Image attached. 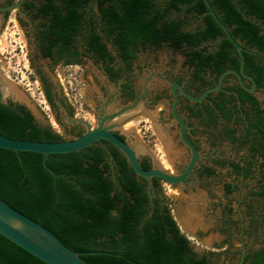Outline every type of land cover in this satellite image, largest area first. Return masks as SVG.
Masks as SVG:
<instances>
[{"label": "trees", "instance_id": "1", "mask_svg": "<svg viewBox=\"0 0 264 264\" xmlns=\"http://www.w3.org/2000/svg\"><path fill=\"white\" fill-rule=\"evenodd\" d=\"M54 1L47 0L42 7L66 8L69 14L63 19L55 13L50 31L42 32L44 40L40 46L44 54L56 43L69 41L62 25L74 23L70 19L78 18L76 9H91L94 3L101 30L107 36L114 35L113 42L123 57H130L127 45L132 42L143 46L166 44L173 50H184L194 78L209 73L215 83L224 70L239 69L236 47L202 0ZM208 2L232 39L242 47L245 74L254 79L257 89L264 91V0ZM181 13L196 19L198 26L193 31L185 29L181 18L169 16ZM215 40L218 41L213 50L204 46ZM97 51L104 55L103 45ZM230 77L233 75H226L225 82ZM225 89L234 91L237 98L219 92L212 101L214 109L229 120L226 103H250L257 116L247 119L246 135L264 137L263 111L258 110L255 97L237 85ZM206 109L211 123L215 122L213 110ZM234 132L235 129H228L226 133L233 136ZM0 133L21 140H64L50 127L36 125L24 108L10 103H0ZM42 159L38 153L0 148V198L52 232L72 251L83 253L81 258L87 264H216L219 254L193 249L170 208L161 203L155 191L158 184L153 183V196L149 198L146 179L137 176L116 149L107 152L93 143L78 152L50 154L45 164L55 177L44 168ZM141 166L149 169L144 163ZM259 195H264V190ZM263 261L264 249L248 264H264ZM0 264L44 263L0 235Z\"/></svg>", "mask_w": 264, "mask_h": 264}, {"label": "flooded vegetation", "instance_id": "2", "mask_svg": "<svg viewBox=\"0 0 264 264\" xmlns=\"http://www.w3.org/2000/svg\"><path fill=\"white\" fill-rule=\"evenodd\" d=\"M155 2L160 3L162 0H155ZM15 4H17L15 9L9 8ZM43 4H47V0H0V32L2 35L11 22L14 26L17 25L22 30L23 36L33 43V57L36 61L41 60L46 63L47 72L45 74L39 73L37 69H35V73L39 83L37 89L42 98L40 102L44 104L41 110L44 111L46 118L52 117L48 121L51 125L36 120L31 110L24 104L12 102L9 98L4 103L24 108L32 116L36 125L41 128L50 127L53 132L58 134L54 130L57 128L62 134L69 135V138L80 136L85 132L86 127L83 123L90 126H97L101 122L113 125L117 119H120L117 123L118 126L113 127L110 132L128 144L127 139L130 138L137 146H141L143 142L142 122L147 119L150 122L153 121L155 125L166 132L172 149H180L181 152L176 153L172 159L171 166L175 173L181 174L187 167L191 155L189 148L180 139L179 124L173 120L171 112L173 95L170 84L175 83L181 86L187 94L197 97L204 89L214 86L217 80L214 83L209 73L205 74L206 78H194L193 68L188 63L192 70L185 78L171 76L162 70L151 71L143 59V54L147 48H158L162 45L172 51H177L166 44L143 46L140 42H132L127 45L130 57H123L113 42L114 35L107 36L101 30V25L98 22L99 12L94 3L91 9H76L78 18L76 20L70 19L74 23L62 25V30H66L69 34V41L65 44L56 43L51 46L48 53L44 54L40 46V42L44 40L42 32L50 31L51 21L55 13H59L64 19L67 18L69 10L61 7L58 9L44 8L42 7ZM54 4H59V2L55 0ZM13 12L14 15H12ZM172 15L174 14L169 15L170 18H173ZM48 44V39H45V45ZM100 44L104 47V55L97 51ZM87 64L88 67L85 66ZM59 67L64 72L74 71L77 76L75 79L78 78L79 80L78 99H73L75 105L72 103V96L69 97L64 87L62 91L56 87L54 79L57 77L56 72ZM87 70L91 71L90 91L84 89L85 83L88 81V78L86 81L84 78ZM143 70H149V75H142ZM242 71L245 74L243 68ZM64 78L66 83L70 82L67 80V75H64ZM241 79L244 87L250 88L252 86L247 78L241 77ZM61 85L63 86L62 83ZM236 85L254 97V93L260 90L255 88L253 92L247 91L233 76L227 82L223 80L220 89L212 92L210 97H208L209 93L202 101L192 102L181 94L177 87L175 88L178 97L176 114L186 125L185 137L194 145L197 157L190 174L182 183L174 184L172 189H177L178 192L183 193L189 188H194V186H209L217 182L220 184L222 193L212 204H218L222 214L214 226L219 231L221 240L217 241L212 237L209 240V246L212 250L205 252L223 254L229 253L232 248L231 235L226 225L231 226L233 224L230 219L233 208L226 202V199L233 190L237 191L241 186L246 185L245 196L236 199L238 218L234 224H239L237 226L239 244L236 251L238 254L237 264H248L257 252L264 249V195H259L264 190V137L246 135L247 119L257 116L254 106L250 103H240L238 100L234 104L226 103L227 114L230 116L229 120L217 109H214L212 103L213 98L219 92H224L226 96L233 94L237 98L234 91L225 89ZM85 99L92 103L91 107L87 106ZM206 108L213 110L215 122L211 123ZM257 108L263 111L261 115L264 116V109L260 104L257 105ZM74 110L77 111L75 117H73ZM197 112L200 114L197 115ZM66 118L68 121L73 119L77 121L66 123L64 121ZM130 121H135V123L128 128L125 125ZM170 122L171 125H168L167 123ZM174 127L175 132L172 133ZM198 128H203L204 132L213 133L215 139L218 138L230 145H235L243 151L229 157L225 152L217 154L210 150L202 151L198 141ZM228 129H235L233 136H227ZM59 135L64 139L61 134ZM206 139L208 145H213L214 142L209 136ZM95 143L107 152L110 149H116L120 152L114 145L105 140ZM137 158L140 165L144 163L148 168H152L154 162L164 168L161 159L156 160L146 150L144 155H137ZM226 175L230 179L228 182L225 179ZM154 182L158 184L155 191H157L161 203L170 208L167 194L162 188L166 184L162 179L152 177L146 180V187L149 185L151 189ZM247 182L248 185L245 184ZM244 214L248 218L246 227L242 223ZM227 217L229 218L228 221L226 220ZM200 234V230L195 227L193 237L196 241H202ZM244 234L252 237L253 245L249 246L243 242Z\"/></svg>", "mask_w": 264, "mask_h": 264}, {"label": "rangeland", "instance_id": "3", "mask_svg": "<svg viewBox=\"0 0 264 264\" xmlns=\"http://www.w3.org/2000/svg\"><path fill=\"white\" fill-rule=\"evenodd\" d=\"M14 15V12L12 13ZM172 17H179L184 21V26L186 30L193 31L197 26L198 22L194 17L191 15H184L181 13L178 15H172ZM216 42H205L204 46L207 47L208 50H213L215 47ZM34 45L32 42H29L23 34L22 30L17 26L13 25V23H9L8 29L4 31L1 35L0 32V76L6 77L11 83H13L18 90L25 96V99L21 101V104L27 106L36 120L40 122H44L49 124V120L52 119L50 116L46 118L44 111L41 110V107L44 106L42 98L39 96L40 91L37 89L38 87V80L35 73V69L39 73L45 74L47 72L46 63L36 59L33 57L34 55ZM143 59L147 65V67L151 71H160L167 72L171 76L182 77L185 78L190 70V66L186 63L185 53L184 50L179 51H172L165 45H162L158 48H147L145 53L143 54ZM88 67L89 65H85ZM64 75H67V80L70 81L66 83V79ZM142 75L148 76L149 70H143ZM55 82L56 87L58 90L62 91L64 87L66 91L72 96V103L75 105L73 99H78V78L75 79L77 76L74 71L70 70L64 72V70L59 67L56 72ZM91 71L87 70L84 75L85 83L84 89L86 91H90L91 89ZM204 78L205 75L203 76ZM63 84V86L61 85ZM19 93V92H18ZM257 101L264 109V91H257L254 93ZM22 98V97H21ZM8 98L5 97V100ZM86 103L88 107L92 106V103L87 99ZM12 102H17L11 100ZM164 101V100H163ZM18 103V102H17ZM47 112V111H46ZM76 110H74L73 117H75ZM80 113V112H79ZM80 114H83L82 112ZM86 116V115H85ZM88 118V117H87ZM66 123H68V119H64ZM171 125L170 123H167ZM51 125V124H49ZM141 131L142 135V144L139 148L142 150L141 152H137V155L142 156L145 153V150L150 152L156 160L163 159L165 162L168 160L173 159V157L167 158L165 157L164 153L162 152L159 136L153 129V121H149L148 119L142 122ZM58 134H61L64 137V140L70 139L69 135L62 134L57 128H54ZM175 132V127L172 128V133ZM198 136H199V146L202 151L210 150L214 153L225 152L227 156H234L238 152H242L243 150H239L235 145H230L223 140L213 137V133L206 131L204 132L203 128H198ZM210 137L211 140L214 142L213 145H208L207 137ZM129 144L132 146H137L133 140L130 138L127 139ZM175 153L181 152L179 148L173 150ZM170 161V162H171ZM171 166V164H170ZM172 168V167H171ZM223 178V176H221ZM225 179L227 182L230 180L229 176L226 175ZM245 184H249L248 182ZM163 191L167 194V198L170 204L171 214L174 217V211L177 208H188L192 211V215L194 218V226L197 227L201 234L200 238L202 241H196L191 233L188 231L182 230L181 232L187 237L190 241L191 245L194 249L199 251H210L212 250L209 246V240L214 237L217 241L221 240V236H219V231L214 227L218 223L221 212L218 204L213 205V202H216L219 195L222 193L221 186L217 182L216 184L209 185V186H202L187 189L186 192H178L177 189H172L169 185L162 186ZM247 191L246 185L240 187L239 190H233L232 193L227 197L226 202L231 205L233 208V212L230 216L231 221L233 224L231 226L228 224L226 228L228 229L229 234L231 235V245L232 248L229 253L219 254V258L216 264H237L238 254L236 253L238 249V230L237 226L239 224L236 223L238 218L237 209H236V199L242 196H245ZM243 226L246 227L248 224V218L243 215ZM226 220L228 221L229 218L227 217ZM243 242L247 245H253L254 241L252 237H248L247 234L243 236Z\"/></svg>", "mask_w": 264, "mask_h": 264}, {"label": "water", "instance_id": "4", "mask_svg": "<svg viewBox=\"0 0 264 264\" xmlns=\"http://www.w3.org/2000/svg\"><path fill=\"white\" fill-rule=\"evenodd\" d=\"M205 7L208 10V13L218 24V26L223 30L226 38L236 47L238 52L240 63H239V72L233 69L224 70L218 77L217 82L214 86L204 89L201 94L197 97H193L187 94L181 86L171 83V92L173 95V102L171 107V112L173 120L179 124V135L182 142L190 150V160L187 167L181 174H177L174 170H166L154 162L152 168L144 169L137 158V151L135 146H132L122 139L118 138L116 135L112 134L110 130L113 128L112 125L101 122L97 126H90L86 123H83L86 127L85 132L80 136L60 140L55 142H46V141H34V140H21L13 139L6 137L0 133V148L11 150L14 152L27 151L34 152L43 155L42 164L44 168L56 176L55 173L46 166L45 160L50 154H64L70 152H78L91 144L98 142L100 140H105L112 145H114L125 157L131 170L139 177H142L146 180H149L152 177H157L162 179L166 185L173 186L174 184L182 183L183 180L190 174L193 169L197 152L194 145L185 137L186 125L176 114V106L178 97L175 92L177 87L181 94L188 98L192 102L202 101L207 94L215 92L220 89L222 82L226 75L231 74L235 76L239 84L249 92H253L256 88V83L254 79L250 76H247L243 73L242 68L244 64V56L242 53V47L237 44L235 40L230 36L227 27L222 24L219 18L213 11V8L209 4L208 0H202ZM17 4L9 7L10 9H15ZM241 77L247 78L252 86L250 88L244 87ZM3 83L9 84L18 88L11 83L6 77L0 76V103H4L5 97L22 103L21 101L25 96L18 90L22 99L16 100L11 97L5 96L3 94ZM70 122L77 121L75 119L69 120ZM147 192L149 198L153 195L150 193V186H147ZM172 215V214H171ZM173 217V216H172ZM176 222L175 218L173 217ZM176 225L178 226L177 222ZM179 228V226H178ZM180 230V228H179ZM195 227L193 230L188 231L192 235L194 234ZM181 232V230H180ZM182 233V232H181ZM183 234V233H182ZM0 235L8 239L33 257L37 258L44 264H87L82 258L83 253L74 252L68 247H66L52 232L44 228L41 224L35 222L34 220L23 215L7 202L0 198ZM194 249V248H193ZM196 252H201L197 249H194Z\"/></svg>", "mask_w": 264, "mask_h": 264}, {"label": "bare ground", "instance_id": "5", "mask_svg": "<svg viewBox=\"0 0 264 264\" xmlns=\"http://www.w3.org/2000/svg\"><path fill=\"white\" fill-rule=\"evenodd\" d=\"M2 87H3V94L5 96L11 97L12 99H16V100L22 99L20 93H18V90L15 87H13L9 84H5V83H3ZM119 120L120 119H117L115 121V123L113 125L112 124L111 125L113 127L118 126L117 123L119 122ZM134 123H135V121H130L125 126L130 128ZM153 129L156 132V134L159 136L161 149H162V152L164 153L165 157L167 158V160L171 157L174 158L175 153L173 152L170 140L168 139L166 132L162 128H160L159 126H157L155 124L153 125ZM135 149L137 152L142 151L139 148V146H135ZM161 161H162V166L166 170H169V171L172 170V168H171L172 166H170L171 160H168L169 163L165 162L163 159H161ZM174 218H175V220H176L181 231L182 230L190 231V230H193V228L195 227L192 211L189 210L188 208L187 209L186 208H184V209L177 208L174 211Z\"/></svg>", "mask_w": 264, "mask_h": 264}]
</instances>
